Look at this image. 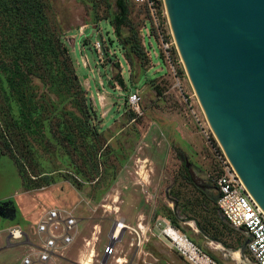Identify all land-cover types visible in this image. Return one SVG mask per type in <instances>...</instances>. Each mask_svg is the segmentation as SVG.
Here are the masks:
<instances>
[{"label":"rangeland","instance_id":"rangeland-1","mask_svg":"<svg viewBox=\"0 0 264 264\" xmlns=\"http://www.w3.org/2000/svg\"><path fill=\"white\" fill-rule=\"evenodd\" d=\"M127 1L134 32L151 53L135 69L110 23L118 11L116 0H46L47 27L60 26L67 41L76 102L67 99L62 84L59 89L10 52L11 21L0 9V203L17 194L27 221L24 231L34 243L40 241L38 212L35 207L27 215V209L37 202L70 209L79 218L78 242L65 252L77 259L75 264H84L92 251L91 264H100L119 218L139 231V223L149 228L142 236L148 251L140 264H255L243 246L246 234L230 227L217 206L223 150L184 68L164 1L161 35L147 5ZM123 35L131 36L126 30ZM164 39L172 42L167 53ZM135 91L142 98L140 112L128 102ZM84 104L98 129L89 140L81 130ZM164 219L192 250L164 236ZM134 229L115 242L122 246L107 264H118L130 244L139 243ZM11 243L1 254L7 264H20L29 245ZM234 251L241 252L240 260Z\"/></svg>","mask_w":264,"mask_h":264},{"label":"water","instance_id":"water-1","mask_svg":"<svg viewBox=\"0 0 264 264\" xmlns=\"http://www.w3.org/2000/svg\"><path fill=\"white\" fill-rule=\"evenodd\" d=\"M163 1L208 123L264 210V0Z\"/></svg>","mask_w":264,"mask_h":264},{"label":"built area","instance_id":"built-area-1","mask_svg":"<svg viewBox=\"0 0 264 264\" xmlns=\"http://www.w3.org/2000/svg\"><path fill=\"white\" fill-rule=\"evenodd\" d=\"M130 1L147 5L158 34L161 35V29H159V8L156 1ZM171 46L172 42L165 39L162 41L165 53L169 51ZM147 54L151 55L149 51H147ZM141 101L142 98L138 91L131 94L128 100L131 109L135 112H140ZM218 158L220 170L217 173L216 187L219 192L217 199L219 211L230 227L246 234V240H249L246 249L255 264H264V210L249 193L226 155L221 153ZM164 221L167 226L163 229V234L167 237L169 236L168 228L171 227V223L166 219ZM78 223L79 218L72 211L63 208H50L45 209L42 216L38 219L37 234L40 238L39 242H32L27 232L21 227L10 229V242L23 243L29 241L27 245L32 249L29 254L24 256L20 264H58L59 261L65 259V251L75 241L78 233ZM138 227L143 237L147 235L149 228L146 224L139 223ZM113 228L110 232L111 240L105 247L104 257L114 255L116 250L115 242L121 239L128 229H134L122 218L114 220ZM134 230L137 233L139 231L137 229ZM140 243L141 237L138 245ZM116 261L120 263L122 259L117 258Z\"/></svg>","mask_w":264,"mask_h":264},{"label":"trees","instance_id":"trees-1","mask_svg":"<svg viewBox=\"0 0 264 264\" xmlns=\"http://www.w3.org/2000/svg\"><path fill=\"white\" fill-rule=\"evenodd\" d=\"M155 1L161 13L162 0ZM116 6L118 11L110 19V23L125 50L126 59L135 69L139 60H141L139 61V66H141V62L149 57L147 51L140 44L139 33L134 32V23L129 17L128 1L116 0ZM46 8H48L46 0H1L0 9L8 14L11 21L10 33L12 35L6 36V40L11 43L9 50L10 52L15 50L21 61L28 65L29 70L41 71L39 76L50 78V81L59 89L62 84V90L68 94L67 99L76 102L77 94L73 90L77 80L72 59L67 53V41L64 39V33L60 26L54 24L52 28L47 27ZM123 30L129 32L131 36L125 37ZM13 36L14 41L10 40ZM16 44L20 46L18 50L15 49ZM65 69H67L66 73L64 72ZM43 71H46V74ZM143 76L144 73H140L138 80L140 81ZM133 78L135 79V77ZM133 81L135 82V80ZM120 82L124 85L123 79ZM80 110L84 119L81 130L85 139L89 140L92 134L98 132V129H94L91 124L88 107L84 104ZM71 114L73 115L74 112ZM91 151L93 152L94 149L89 150V154ZM94 167H98V160L95 161Z\"/></svg>","mask_w":264,"mask_h":264},{"label":"crops","instance_id":"crops-1","mask_svg":"<svg viewBox=\"0 0 264 264\" xmlns=\"http://www.w3.org/2000/svg\"><path fill=\"white\" fill-rule=\"evenodd\" d=\"M16 198H17V194H16V196H12L9 199H6L5 201H2L0 203V218L8 220V224H6V223L3 224V223L0 222V264H7V261H8L7 257L4 254H1V253H2V251L7 249L6 246H5V242L7 244L11 243L10 242V236H9V230L12 229L13 227H21L24 230V227H25L24 225L27 224V221H25V218H23L24 215H25L24 212H23L24 211L23 206L20 204V202L16 201ZM35 207H36V211L39 214V215L37 214V218L38 219L42 216L44 210L48 209L45 206H43L42 204H39L37 202L34 205H32L29 209H27L28 210V214L27 215L34 214V210H35L34 208ZM41 208H43L44 210L41 211ZM58 208H60V207H58ZM66 210L71 211L70 209H67V208H66ZM96 231L95 232H93V231L91 232V235H92L93 238L95 237V234L97 233ZM78 233H77V235H78ZM138 233L141 236L140 245H138V244L135 245V243L130 244V247H128V250L126 251V253H124L123 256L120 257L122 259V261L120 263H118V264H140L141 258L144 257L143 253L147 252L148 250H147V247H146L147 244L145 243V241H143L140 231H138ZM77 235H76V238H75V241H74L76 243L78 242ZM3 237H5V238H3ZM83 239L85 240V239H87V237H84ZM121 244H122L121 242L118 243L116 245V249H120L121 246H122ZM81 245L83 247V249L81 250V252H82L84 250V248L86 247V244H84V241H82ZM105 246H106V244L104 245L102 255L104 254ZM31 251H32V249L29 247V250L26 253V255L29 254ZM130 252H132V255H129ZM92 253H94V251H92ZM64 256H65V259H63L61 261H64L67 264H75L76 263V261H74V260H77V259H72V258L68 259L67 255H66V252H65ZM142 260H144V259H142Z\"/></svg>","mask_w":264,"mask_h":264},{"label":"bare ground","instance_id":"bare-ground-1","mask_svg":"<svg viewBox=\"0 0 264 264\" xmlns=\"http://www.w3.org/2000/svg\"><path fill=\"white\" fill-rule=\"evenodd\" d=\"M190 225H193L192 222L189 223ZM169 231V237L171 239H173L175 242H177L181 247H183L184 249L188 248L190 250H192V247H190V243L184 239L181 235H179V233L171 227L168 228ZM222 245H220L218 248L223 250V247H221ZM94 253L89 254L87 260L84 262V264H91V262L93 261V257H94ZM232 255L234 256V259H241V252L240 251H234L232 252Z\"/></svg>","mask_w":264,"mask_h":264},{"label":"flooded vegetation","instance_id":"flooded-vegetation-1","mask_svg":"<svg viewBox=\"0 0 264 264\" xmlns=\"http://www.w3.org/2000/svg\"><path fill=\"white\" fill-rule=\"evenodd\" d=\"M244 246V245H243Z\"/></svg>","mask_w":264,"mask_h":264}]
</instances>
